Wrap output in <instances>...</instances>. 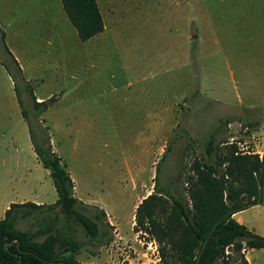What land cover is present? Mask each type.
Masks as SVG:
<instances>
[{"label":"rangeland","instance_id":"rangeland-1","mask_svg":"<svg viewBox=\"0 0 264 264\" xmlns=\"http://www.w3.org/2000/svg\"><path fill=\"white\" fill-rule=\"evenodd\" d=\"M26 2L0 0V12L7 18H2L4 25L8 26L5 20L12 19L14 26L27 22L23 25L25 30L40 28L38 23L42 19L37 20L35 14L37 3ZM52 2L56 8L57 1ZM97 3L105 28L86 42L80 40L65 15H60L59 26L55 24V14L52 18L49 14L45 17L47 29L52 28L53 32L59 29L66 38L64 45L67 43L63 52L46 54V62L51 59L53 63L51 72L54 74V62L62 53L59 82L73 85L65 77L67 74H76L81 80L73 85L76 90H71L66 97L64 86L50 83V98L55 101L45 112L35 115L33 101L23 89L26 82L23 70L22 76L15 72L0 42L1 59L12 65L35 132L40 135L42 129H47L54 152L65 161L77 186L76 196L91 212L100 207L107 210V235L101 245L79 230L81 250L77 261L81 264H165L161 253L164 245L138 228L136 220L137 208L154 193L157 167L160 165V186L178 190L189 202L187 178L194 175L191 165L196 159L215 163V155L209 158L205 153V145L211 138L217 147L236 142L241 151L261 150L246 142V136L252 132L245 125L239 128L240 136L234 139L221 131V122L216 129V123L208 119L214 110L206 97L210 95L212 79L225 82L231 76L223 57L214 54L210 58L214 37L205 17L210 12L225 15V29H231L225 30L226 40L229 32L231 35L235 32L237 13H244L249 7L254 12V2L97 0ZM19 18L23 21H18ZM69 49L76 56L68 55ZM231 65L235 72L233 62ZM130 82L136 83L131 89ZM31 84L39 87L37 81ZM0 89L3 93L0 103L8 108L7 99L13 89L6 74L3 81L0 79ZM61 98L66 109L60 111ZM135 105L139 106L137 113L130 110ZM160 105L162 114L145 117V112L155 113ZM141 137L146 138L145 145ZM5 152L6 149H0V155ZM126 163L132 167L130 177ZM261 213L256 208L248 214L259 216ZM59 223L64 224L62 215ZM39 224L35 217L19 219L17 228L35 233ZM46 237L40 235L35 240L43 242ZM226 256L236 255L232 248H227ZM250 260L252 264H264V250H255Z\"/></svg>","mask_w":264,"mask_h":264},{"label":"trees","instance_id":"trees-1","mask_svg":"<svg viewBox=\"0 0 264 264\" xmlns=\"http://www.w3.org/2000/svg\"><path fill=\"white\" fill-rule=\"evenodd\" d=\"M61 2L81 41H89L104 31L97 0ZM0 36L5 44L6 34L1 26ZM4 46L15 72L22 76L19 63ZM0 63L13 78L35 153L50 172L58 194L53 205L31 202L11 205L0 220V264H81L76 259L81 250L77 234L82 229L90 240L101 245L107 235L106 213L99 208L91 212L75 197L74 182L65 161L54 152L48 130L42 129L37 135L33 128L12 65L3 62L1 54ZM26 90L36 116L55 101L51 98L48 102H37L29 83ZM205 153L209 158L214 154L216 160L212 164L196 159L191 165L194 175L187 178L189 202L178 190L160 186V165L157 167L154 193L137 208V226L164 245L161 253L165 264H250L243 249L264 250V237L239 224L233 215L264 203V153L260 157L241 151L236 142L217 147L214 138L205 145ZM61 215L64 224L59 223ZM31 217L40 222L35 233L17 228L19 219ZM40 235L47 236L43 242L35 240ZM227 248H232L236 256L227 258Z\"/></svg>","mask_w":264,"mask_h":264},{"label":"crops","instance_id":"crops-1","mask_svg":"<svg viewBox=\"0 0 264 264\" xmlns=\"http://www.w3.org/2000/svg\"><path fill=\"white\" fill-rule=\"evenodd\" d=\"M52 1L27 0L26 4L34 5V3H37L38 5L35 14L37 20L42 19V22L38 23L40 28L37 30H25L23 25L26 26L27 22L20 18L18 21H23V25L17 24L14 26V23L10 21L12 19H8L5 20L8 22V26H6L2 21V18L7 19L5 18L6 14L3 15L0 12V26L6 34L5 44L0 36L4 52H6L4 46L6 45V48L22 68L26 79L23 84L26 94L28 93L26 90L27 83L32 86L31 82H39V87H33L37 102L51 99L50 83L54 86H64L62 90L65 91L64 96L66 97L71 90H76L73 85L81 82L80 79L75 77L76 74L65 75L66 78L72 81L73 85L68 83L70 88L68 85L59 82L62 80V53L54 62V74L51 72L53 68V66L51 67L53 64L51 59L47 62L45 60L46 54L50 53L51 56L52 53L63 52V47L67 44L65 43L64 45L66 38L61 36L59 29L53 32L52 28L47 29L45 24L47 14L51 18L54 17V14L57 16L55 23L57 26L60 25L58 19L61 14L65 15V18L68 17L61 0H56V8L52 7ZM252 1L254 2V12H251L249 7L244 13L243 11L241 14L237 13L234 21L235 32L232 35L229 32L226 40L224 39L225 30L228 32L231 29H225V15L210 12L205 17L210 26V33H213L212 36L214 37L210 46V58H213L214 54L223 57L231 76V79L225 82L223 79L221 81L212 79L211 90H209L210 95L206 94V97L214 110L208 119L216 123V129L219 122H221V131L229 133L231 138L234 139L240 136L239 128L245 125L246 129H250L252 132L249 136H246V142L253 143L255 148L261 149L251 153L259 154L262 157L264 153V0H249V2ZM17 5L18 3L13 4L12 7ZM235 13L236 11L233 12V15ZM43 24L45 25L44 29ZM67 52L68 55L76 56L73 50H66ZM66 60L67 57L64 58V61ZM231 62L236 67L235 72L231 70ZM5 74L10 82V87L13 89V94L8 96V108H5V105L0 103V149H6V152L0 155V220L5 217L7 210L10 209L12 204L31 202L43 206L53 205L58 201V194L50 177V172L41 165L35 153L29 125L23 116L13 78L0 63L1 81H3ZM46 76H48L47 79ZM135 84L130 82L129 89ZM206 91L208 93V89ZM2 99L3 93L0 89V100ZM130 103L133 104V101L130 100ZM138 107V105H135L130 110L133 113H137ZM65 109L66 105L63 102V98H61L59 110ZM58 114L62 115L59 111ZM158 114H162L161 105L159 108L158 106L156 107L155 113L145 112V117L149 115L158 116ZM64 115H67V113L65 112ZM140 140H142L144 145L147 143L146 138L141 137ZM126 165L130 177L132 167L129 163H126ZM71 178L77 189L72 175ZM75 197L83 202L80 197L76 196V193ZM256 208L262 211L261 215L252 216L248 214ZM99 209L104 212L107 211L104 207ZM263 216L264 203L234 214L233 219L250 231L264 237ZM254 251L255 249H248L245 253V257L250 264H252L250 254Z\"/></svg>","mask_w":264,"mask_h":264},{"label":"built area","instance_id":"built-area-1","mask_svg":"<svg viewBox=\"0 0 264 264\" xmlns=\"http://www.w3.org/2000/svg\"><path fill=\"white\" fill-rule=\"evenodd\" d=\"M242 252H243V253H246V252H247V250L244 248Z\"/></svg>","mask_w":264,"mask_h":264},{"label":"water","instance_id":"water-1","mask_svg":"<svg viewBox=\"0 0 264 264\" xmlns=\"http://www.w3.org/2000/svg\"><path fill=\"white\" fill-rule=\"evenodd\" d=\"M261 192H262V188H261ZM61 264H66L65 262H62Z\"/></svg>","mask_w":264,"mask_h":264}]
</instances>
